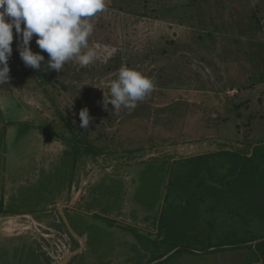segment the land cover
<instances>
[{
	"label": "rangeland",
	"instance_id": "1",
	"mask_svg": "<svg viewBox=\"0 0 264 264\" xmlns=\"http://www.w3.org/2000/svg\"><path fill=\"white\" fill-rule=\"evenodd\" d=\"M188 1L106 0V10L91 19L94 31L88 38V45L97 51L98 58L88 66H81L75 60L64 65L57 78L69 86L67 90L61 86L39 89L31 73L26 75L25 64L18 55L14 54L8 60L10 80L0 85V181L2 176L4 178L0 191L9 186L15 194L5 209L10 213L33 212L37 220L50 219L58 210L57 207L52 210L50 204L68 198V192L76 185L84 168L89 166L90 171L95 167L101 171L102 167H107L112 171L85 188L84 200L89 204L87 207L80 205L81 209L98 210L100 218L87 219L80 213L73 216L67 210L73 230L79 236L89 234V245L94 247L81 255L78 264H250V251L234 250V247L241 237L264 236L263 186L257 185L253 177L238 178L237 181L239 175L224 170L230 168L225 165L229 157L213 155L219 143L211 145L209 139L203 140L205 136L217 142H233L234 150L244 149L246 143L264 141V84L254 89H241L252 76L260 82L259 76L264 71L261 66L260 70L254 68L248 57L254 49L245 37L239 38V34H251L247 30L251 16L242 14L249 11L250 2L226 0L220 5L222 9L211 6L212 13L217 15V20L213 21L206 14L205 4L203 9L206 10L197 6L187 8ZM174 4L180 6L179 10L174 9L179 16L171 12ZM231 5L235 6L237 14L231 13L227 23L221 22ZM144 13L149 15L143 16ZM203 13L204 22L199 25L198 18ZM235 15L239 20L238 32L231 22ZM263 19L260 18V25L264 28ZM256 26L254 24L253 29ZM216 27L220 29L217 32ZM213 32L215 44L208 35ZM199 36H205V39L200 40ZM257 36L264 41V29ZM164 38L183 43L179 46L185 48L187 55H183L182 50L178 55L155 53L154 49L162 48L161 39ZM35 41L34 35L30 42L32 51L41 52ZM257 41V45L260 44ZM12 43L14 52L19 53L16 31H13ZM124 43L133 46L140 61L148 62L150 71H146L145 76L155 75L156 81L162 76L164 81L160 87L174 81L183 83V86H175L180 90H157L159 85L156 84L150 95L137 103L135 121L130 116L124 121L123 107L115 113L113 105L109 104L105 110L102 104L104 92L109 93L110 82L118 77L119 69L138 59L137 56L131 58L132 51L128 48L124 56ZM43 55L48 59L46 52ZM97 62H103V65L94 66ZM156 67L161 73L154 70ZM40 70L44 72L45 80H53L45 66ZM86 92L92 99L91 104L102 110L99 115L108 111L104 119L100 118L102 124L97 125V133H91L88 127L91 133L88 135L80 130L77 104L80 93ZM49 93L56 96L65 118L79 128H75L72 135L65 133L67 138L70 137L67 141L57 138L48 142L39 128L57 119L47 100ZM245 98L251 103L248 110L243 108V116L253 115L254 107L261 112L251 123L249 118H241L231 111L233 101L239 103ZM116 118L115 126L110 128ZM94 120H90L89 126L96 122ZM8 123L13 125L8 126ZM52 126L56 128L55 124ZM191 139L201 142L183 144ZM175 141L178 144L169 145ZM149 142L162 148L146 152L145 160H160L162 155L166 160L177 159L185 164L179 173L184 177H196V180L174 186L170 181L177 174L176 167L167 175L161 168L162 161L128 164L132 163L128 161L141 160L143 156L141 152L127 150L145 144L150 146ZM100 151L105 155L98 154ZM207 155L210 158L202 157ZM92 158L94 161L84 167V163ZM232 159L238 161L237 157ZM227 162L231 163L230 160ZM197 164L203 170L213 171H200V175H195L189 168L195 170ZM230 176L233 177L227 183ZM217 178L222 183H218ZM198 182L203 183L200 189H197ZM210 190H216V194L207 195ZM189 193L202 194L204 199H198L196 195L190 197ZM121 220L123 222L118 223ZM119 224L121 229L117 227ZM65 225L67 227V223ZM0 227L4 232L1 221ZM52 229L54 232L49 234L54 236L60 232V229ZM59 235H63L64 244L73 245L68 234ZM56 240L60 241L56 242L58 245L63 243Z\"/></svg>",
	"mask_w": 264,
	"mask_h": 264
},
{
	"label": "clouds",
	"instance_id": "2",
	"mask_svg": "<svg viewBox=\"0 0 264 264\" xmlns=\"http://www.w3.org/2000/svg\"><path fill=\"white\" fill-rule=\"evenodd\" d=\"M105 10L106 0H0V85L10 80L8 60L13 51V28L25 66L40 69L45 60L41 52H46L48 69L61 72L71 60L88 66L98 58L97 51L89 47L88 38L94 31L91 19ZM34 35L41 52H33L30 47ZM109 87L102 104L105 110L113 105L116 113L122 107L135 109L139 101L150 95L154 83L142 72L122 66ZM79 117L80 127L88 128L91 116L87 107L80 110Z\"/></svg>",
	"mask_w": 264,
	"mask_h": 264
},
{
	"label": "trees",
	"instance_id": "3",
	"mask_svg": "<svg viewBox=\"0 0 264 264\" xmlns=\"http://www.w3.org/2000/svg\"><path fill=\"white\" fill-rule=\"evenodd\" d=\"M224 1H226V0H198V1L197 0H189L186 3V7L187 8H192V7H196L197 6L200 10H206L207 9L208 13H206V12L205 13L209 14L212 17L213 21H216L217 20V15L212 13L211 6L222 9V7L220 5L222 3H224ZM204 4L207 6L206 9H203V7H206ZM174 5L171 8V12L175 16H179L178 12L175 11L174 9L179 10L178 7H180V6L179 5H175L174 6ZM148 15H149L148 13H144L143 14V16H148ZM198 19H200L199 20V25H201L202 22H204L203 21L204 20V13L199 15ZM218 25H220V24H218ZM21 27L23 28L24 25L22 24ZM219 30H220L219 27H216V32L219 31ZM13 31H15V28H13ZM208 35L210 36L211 39H213V43L215 44V41H216L215 32L210 33ZM199 37H200L199 38L200 40L201 39H205L204 38L205 36H199ZM251 37H253V36H251ZM161 40L163 42V46L159 50L158 49H154L155 53L160 54L162 56L178 55L180 50H182V51L185 52L183 55H187L185 48L183 49L181 46H179V44L183 46V43H177L175 41H169L168 39H165V38L161 39ZM175 45H177V47H175ZM258 46L254 45V44L252 45V48L254 50L250 51L249 52L250 54L248 53V57H251L252 65L254 66V68H258V70H260V66L263 67V69H264V65H263L264 64V50H263L264 45H260L259 47ZM14 47H15V45L12 43V48H14ZM132 47H131V45H128L127 43H124V56H126L125 50H126V48H128V50L130 49L132 51L131 58L137 56L138 59L134 60V62L131 60V62L126 64V66L129 67V68L136 69V70H138L140 72H143V74L145 75L146 71H148V70L150 71V69L148 68V64H147L148 62L140 61L139 60V56L136 55L135 50H132ZM174 50H175V52H174ZM195 51H196V49L193 50V53ZM14 54H15V56L18 55L20 57L19 53L18 52H14V50H13L11 56H13ZM41 54L43 55V52ZM146 57L148 58V56H146ZM47 62H48V59L45 58V60L41 62V67L45 66V70L53 78L52 81L48 82L47 80L44 79L45 74H44V72H42V70L39 71V69H33L31 67H27V66L24 65V68H25L24 70L26 71V75H29L31 73V75L33 76V79H36V81L38 82L37 87L39 89H47V90H49V87L54 88V89H58V86H61L64 90L65 89L67 90L69 86L67 84H65L64 81H61L60 79L57 78V75L59 74V72H57L55 70H49L48 67H47ZM102 63L97 62L94 66H96V65L98 66L99 64H102ZM143 63L147 64V65L144 67ZM82 69L83 70H87V68H82ZM142 69L145 70V72L142 71ZM154 70L156 72H158V73H161V69L160 68L156 67V68H154ZM66 71H67V69H66ZM35 74L38 75V78H36ZM260 75H261V76H259L260 82H256L255 81V77L252 76L248 81L244 82V84L242 85L241 89H243V90L254 89V88H257L260 84H264V71ZM16 76H17V78H19L18 75H16ZM149 76H151V75H147V77H149ZM156 76H158V75H156ZM161 77L162 76H158V79L156 81L155 75L151 76L152 81L154 80L153 81V83H154V88L153 89H155V85L156 84H157L156 86L159 85L158 88H156L157 90L159 88H162V89L166 88V89H171V90H173V89L180 90L179 87H175V86H178L180 84L183 86L182 82H179L180 84H178V81H174V82H171V83L167 84L166 86H161L160 87L161 81H164V80L161 79ZM37 79H39V80H37ZM80 95L78 96L79 100L77 101V104L79 106L78 108L80 110L82 108H84V107H87L89 109V115L91 116V120L96 119V122L91 124L89 126V129H90L91 133L92 132L97 133V131H95L97 125L98 124H102L101 121H100V118L104 119V114L106 112H108V111H105L104 114L99 115V113L102 110L100 109L99 106H95L94 107L93 104H91L92 99L88 96L87 92L84 93V94L80 93ZM47 98H48L47 99L48 102H50V106L53 107V110H54L53 113H54V115L56 116L57 119L54 118L52 120V122L44 123V124L40 125L39 128H42V133L44 134V136L46 137L48 142H53L57 138H59L63 142L67 141V140L70 139V137L67 138L65 133L68 132V135L69 134L72 135V132L73 133L76 132V130H75L76 127H74L72 125V122L70 120H67L65 118V116H64V113L61 112V110H60V108L57 105V102L55 100L56 96H54L51 93H49V97L47 96ZM233 102H234V106L231 109V111L237 112L238 116L241 117V118L242 117H245V119L249 118L248 120H249L250 123L253 120L257 119L260 116V114H261V112L256 110V108L254 107V114L253 115L251 114V116H243V108L248 110L249 107H250V103H251V101L248 100L247 98L241 100L239 103L236 102V101H233ZM137 110L138 109L135 108V109H133L131 111H128L127 109L124 108V121L127 120L128 116H130V118L135 121L137 119L136 116H138V115H134V114H135V112H137ZM117 118H116L114 124H112L110 128H113L115 126V123L118 120ZM130 118H128V119H130ZM108 119H109V122H112V119H110V118H108ZM10 124L11 123H8L7 125L10 126ZM51 124L52 125L55 124L56 128L53 127ZM11 125H13V124H11ZM76 129H79V128L77 127ZM80 130L82 132H84L86 135L91 134V133H89L88 128L83 129V128L80 127ZM99 135H101V133H99ZM206 139L210 140L209 143L211 145L214 144V143L215 144L219 143L218 149L215 150L217 152L213 154L214 157L220 156V155H222L223 157L225 155L229 157L227 161L230 160L231 163H228L226 161L225 165H228L230 168L229 169H224L225 171H229V172L231 171L232 174L239 175V177L236 178L237 181H239V179L243 180V178H246V177L247 178L248 177H253L255 182L257 183V185L263 186V188H264V141L258 142V143H246L244 149L241 147V148H238V149L234 150V149H232V145H235V144H233V142L232 143L231 142H227V141H218L217 142L216 139L207 138V137L204 136L203 140H206ZM175 142L169 143V145L178 144L177 141H175ZM198 142H201V140L200 139H197V140L191 139V141L184 142L183 144H185V143H198ZM93 143H95V140L93 141ZM93 143H91V145L95 149V146L93 145ZM149 143H151L150 146H147L145 144L144 147L136 148V149H132V150H130V149L127 150V152H130V153H132V151L141 152V154L143 156V158L141 160L128 161V162H132V163H128V164L133 165L134 163H140V162L142 164L148 163V162L159 163V161H162L161 162L162 163L161 164V168H163L165 170L167 175L171 174L173 168L176 167L177 170H175V171L177 172V174H175L174 179L170 181V183L173 184L174 186H175V184H178V183H181V182L182 183L183 182H191L192 183L193 181L196 180L195 179L196 177H192V176L184 177L183 174L181 175V173H179L180 170L184 169L185 164H183L182 162H180L177 159L176 160H174V159H170V160L167 159L166 160L164 155H162V159H160V160L159 159H157V160L155 159L154 160V159H150V158L145 160L144 156H145V154H147L146 152H148L149 150H152L150 152H153L154 150H160L162 148V147H160V145H155L152 142H149ZM228 148H230V149H228ZM95 153L97 155V151H95ZM98 154L105 155L101 151L98 152ZM210 155L202 156V157H206L207 158L209 156V158H210ZM213 155H211V156H213ZM233 157H237L238 161L236 162L233 159L231 160V158H233ZM129 160H131V159H129ZM151 160H153V161H151ZM172 160H174V162ZM188 161H190V159H188ZM220 163H221V165L223 167L222 162H220ZM234 163H236L235 167L232 166V164L234 165ZM189 167H190V164H189ZM204 168H207V167H204ZM189 169H190V171L195 172L196 173L195 175H200V173H199L200 171H202V172L206 171V170L207 171L208 170L209 171H213V169H208V168L206 170H203V167L201 168V166L198 165V164L195 167V170H194V167L193 168H189ZM173 173H175V172H173ZM223 174H225V173H223ZM232 177L233 176H230L228 178V180H226L227 183H229L231 181ZM216 181H218V183H220L221 179L217 178ZM198 183L199 184H197V189H200L203 183L202 182H198ZM209 194H212V195L216 194V190L208 191L207 195H209ZM188 195H191L190 197H192V196L195 197L196 194L193 195V194L189 193ZM196 196H197L196 198H198V199H202V198L204 199V197H201V194H198ZM261 207L263 208L264 204H262ZM236 213L238 215H241L240 212H236ZM63 226H64V224H63ZM64 232H65V234H68L72 238V236L69 234L67 229ZM263 239H264V236H262L260 238H256L255 236H252L250 238L245 237L244 239H242V237H241V241H239V243L236 245V247H234V250H237L239 248L240 249L241 248L248 249L250 251L251 256H252V261L250 260L251 261L250 264H264V240ZM256 241H260V242L256 244L255 243ZM225 250H227V249H225Z\"/></svg>",
	"mask_w": 264,
	"mask_h": 264
},
{
	"label": "crops",
	"instance_id": "4",
	"mask_svg": "<svg viewBox=\"0 0 264 264\" xmlns=\"http://www.w3.org/2000/svg\"><path fill=\"white\" fill-rule=\"evenodd\" d=\"M249 2H250L249 11L242 12V14L246 17L251 16V19L248 20V25H247V30L251 31V34L250 36L239 34V38L245 37L248 45L250 46H252L253 44L256 46L264 45V41L262 40V38L260 39L257 36V34L262 29H264L263 26L260 25L261 23L260 18L263 19L264 16V12H263L264 0H256V1L249 0ZM234 7L235 6L232 5L230 8L227 7L225 17L222 18L221 22L227 23L229 14L231 13L237 14V10ZM234 17H235L234 20L231 18V22L234 26L233 29L235 31L237 30L238 32L240 31L239 29H237L239 28L238 26L239 20L236 15ZM262 21L264 25V19ZM254 24L255 26L257 25L255 29H253L252 27L254 26ZM257 40L260 41V44L258 45H257L258 43ZM1 131L2 130H0V137L2 138ZM94 159L95 158H92L90 161L89 160L86 161L84 163V167H86L87 164L90 165L91 161L92 160L94 161ZM88 167L89 166L84 168L80 179L77 180L76 185H73L71 187V191L68 192V198L64 199L63 197L58 201L57 204L54 203L50 204L52 210L54 207L58 208L55 216H53L50 219L37 220L35 214L30 211L29 212L13 211V213H10L9 209H5V208H8L10 203L13 201V197L15 194L14 190L9 188V186H5L3 191L2 192L0 191V208H1L0 221L1 224L5 226L4 232L1 231V227H0V264H55L54 261L52 262L48 252L49 248L53 247L50 245V243L54 241L53 240L54 237H48L49 233L54 232V229L52 228H55L56 230L60 229V233H65L64 231H66L67 229L69 234L72 236L73 245L71 244V249L68 252V254L76 252L79 249H82L80 254L74 256L69 261L68 264H78V261L81 260L83 255L94 250V247L89 245V234H85L84 236L83 235L79 236L78 235L79 233H76L75 230H73L72 224L70 223V220L67 216V210H68L70 214H72L73 216L78 215V213H80L82 216H85L87 219L96 220L97 216H99L100 218V213L98 210L81 209L80 205L84 204L87 207L89 204L88 201L84 200V195L86 192L85 188L90 187L92 183L96 184L97 181L101 179V177H103L107 173L111 174L112 171L110 172V170L107 169V167H102L101 171L100 169L95 170L96 168L94 167L92 170L89 171ZM2 179H4L3 176L1 178L0 183L3 182ZM1 185L3 186V184ZM201 197L204 196L201 194ZM39 212L41 213L42 211ZM67 222L68 224L66 227L65 223ZM122 222L123 220L119 221L118 223H122ZM58 223H60V225ZM117 227L120 229L122 228L120 224L117 225ZM11 228L13 229V231H10ZM69 229H72L78 237H75L73 234H71ZM55 235H57L56 237L60 239L59 234H55ZM68 254H65L64 258ZM164 258H162L160 261H162Z\"/></svg>",
	"mask_w": 264,
	"mask_h": 264
},
{
	"label": "built area",
	"instance_id": "5",
	"mask_svg": "<svg viewBox=\"0 0 264 264\" xmlns=\"http://www.w3.org/2000/svg\"><path fill=\"white\" fill-rule=\"evenodd\" d=\"M56 233L57 234H65V233H60V232H56ZM45 234H47V233H45ZM56 236H54V234H49L48 235V237H54L53 238L54 241L52 243H50V245L53 246V247L49 248L48 252H49V256H50L51 260L54 261L55 264H56V262L62 261L63 258H64L65 253L69 252L70 249H71V244H68V243L64 244V240L62 239L63 235H60L61 236L60 240L63 243L62 244L60 243V245H58L56 242H60V241L56 240L57 239ZM65 246H67L68 248L65 247ZM54 247L56 248V251H55Z\"/></svg>",
	"mask_w": 264,
	"mask_h": 264
},
{
	"label": "water",
	"instance_id": "6",
	"mask_svg": "<svg viewBox=\"0 0 264 264\" xmlns=\"http://www.w3.org/2000/svg\"><path fill=\"white\" fill-rule=\"evenodd\" d=\"M64 218H65V217H64ZM65 219H66V218H65ZM67 224H68V222H67ZM69 227H70V226H69ZM69 230H70L71 234H73L75 237H78V236L76 235V233H75L72 229H69ZM259 242H260V241L256 242V244L259 243ZM81 250H82V249H79V250L76 251V252H73V253L68 254V255L64 258V260L61 262V264H68L69 261H70L74 256H77V255L80 254Z\"/></svg>",
	"mask_w": 264,
	"mask_h": 264
}]
</instances>
